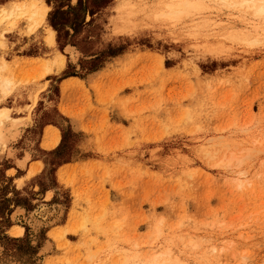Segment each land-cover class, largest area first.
Segmentation results:
<instances>
[{"label": "rangeland", "instance_id": "1", "mask_svg": "<svg viewBox=\"0 0 264 264\" xmlns=\"http://www.w3.org/2000/svg\"><path fill=\"white\" fill-rule=\"evenodd\" d=\"M22 1L0 0V109L16 121L0 147V264H264V19L220 0L180 18L166 15L178 0H111L58 43L46 0L33 31L2 14ZM44 127L58 145L16 188L2 156L21 135L10 147L37 151Z\"/></svg>", "mask_w": 264, "mask_h": 264}, {"label": "bare ground", "instance_id": "2", "mask_svg": "<svg viewBox=\"0 0 264 264\" xmlns=\"http://www.w3.org/2000/svg\"><path fill=\"white\" fill-rule=\"evenodd\" d=\"M221 1L224 3V5L227 4L231 7H233V6L234 7H240L241 9H244V11L249 12L250 14L255 16V18L256 17L261 18L262 21L264 19V0H220V2ZM201 4H202L201 1H200V4H198L196 2L189 1V0H182V1L178 0V1L174 2L173 4H168L166 6L168 13L167 14L165 13V14L167 16L177 17V18L178 17L180 18V16L181 17H184V16L187 17V16H189V14L192 15V13H194V12H195V15H197L198 13L196 14V12L200 11V9L202 8ZM133 7H134V5H132L130 3H123V2H121L117 6L116 9L119 12V15H118L119 20L123 21L124 25L125 24L129 25L131 23L130 17H133L135 14ZM166 7H164V8H166ZM201 10L203 11V9H201ZM48 12H49V7L46 5L44 0H23L21 3H17V4L14 3L11 6V9L9 11H3L2 14L7 15L8 18L13 17L16 20L20 19V18H26L27 20L34 22V25L30 29L33 31L34 29L37 28V26L39 24H42L45 22L46 17L48 15ZM163 12H164V10H163ZM163 12H162V14H163ZM156 13L157 12H155V14ZM193 16H194V14H193ZM193 16H191V17H193ZM14 19H13V21H14ZM54 38H55V32L52 29H49L47 31V36L45 38L47 45L53 47L55 45V39ZM64 62H65L64 56L61 54H57V55H55L54 59L52 60V63H50V66H55L61 70L64 67ZM50 66L48 64H46L47 73H50L52 71ZM4 67H5L4 62H1L0 63V70H3ZM10 87H11V82L6 80V79H2L0 77V90L5 93V92H8L10 90ZM15 122L16 121L10 117L8 109H0V147L5 146L6 139H7L8 133H9V127L14 126V124H16ZM52 138H53V144H55L58 140V134L56 132H54L52 135ZM39 211H41L40 216H43V215H47V217L49 216L46 208H41V210H39ZM15 214H14V216H15ZM17 215L21 216L22 215L21 211L19 213H17ZM16 234H20V231H18Z\"/></svg>", "mask_w": 264, "mask_h": 264}, {"label": "crops", "instance_id": "3", "mask_svg": "<svg viewBox=\"0 0 264 264\" xmlns=\"http://www.w3.org/2000/svg\"><path fill=\"white\" fill-rule=\"evenodd\" d=\"M47 5V4H46ZM48 6V5H47ZM55 39V38H54ZM54 47H50L49 50H53ZM73 80V78L64 80V81H69ZM73 111L75 109L73 108ZM24 117H20V119H23ZM27 128V127H26ZM48 127H44L42 130V134L39 136L37 140V151L32 150V149H21V148H16L15 146L12 148L10 146L14 145L18 141L22 139V135L15 140V142H12L8 148H10V152H6L3 154V158L10 163V168L6 170V175L10 178L13 179L14 185L17 187V184H21V188L28 187L32 181L40 177L44 170H45V165H44V159L42 160L38 154L44 153V152H50L54 148H46L47 147H55L58 144H53V138L52 135L46 132V138H45V131ZM25 132V131H24ZM46 139V140H45ZM59 143V142H58ZM76 164V163H75ZM74 163L70 164H65L62 165L60 168H58L56 172V176L58 174V171L64 167H73L75 165ZM20 231V234L16 235H22L23 229L17 228L16 232Z\"/></svg>", "mask_w": 264, "mask_h": 264}, {"label": "trees", "instance_id": "4", "mask_svg": "<svg viewBox=\"0 0 264 264\" xmlns=\"http://www.w3.org/2000/svg\"><path fill=\"white\" fill-rule=\"evenodd\" d=\"M46 2L48 5H54L53 11L49 14V23L58 33V43H60L62 33L66 28L71 29L76 35L80 27L85 25L86 16L89 15L92 18L106 8L111 0H77L75 6L71 5L72 0H46ZM63 8H66V10H63ZM68 35V32L65 31V36ZM118 54L117 51L110 50L104 57L103 55L95 57L88 62L90 65L88 72H96L102 67L101 64L105 58H112Z\"/></svg>", "mask_w": 264, "mask_h": 264}]
</instances>
